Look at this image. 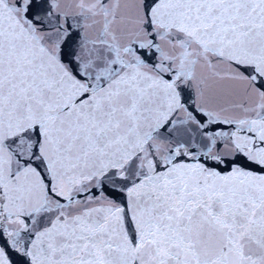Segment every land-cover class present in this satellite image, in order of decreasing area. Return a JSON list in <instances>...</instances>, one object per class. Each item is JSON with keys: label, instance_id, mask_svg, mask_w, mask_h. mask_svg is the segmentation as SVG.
<instances>
[{"label": "snow or ice", "instance_id": "obj_1", "mask_svg": "<svg viewBox=\"0 0 264 264\" xmlns=\"http://www.w3.org/2000/svg\"><path fill=\"white\" fill-rule=\"evenodd\" d=\"M0 264H264V0H0Z\"/></svg>", "mask_w": 264, "mask_h": 264}]
</instances>
